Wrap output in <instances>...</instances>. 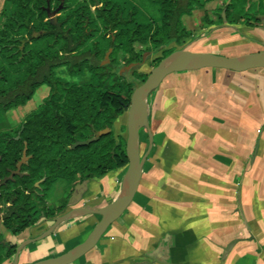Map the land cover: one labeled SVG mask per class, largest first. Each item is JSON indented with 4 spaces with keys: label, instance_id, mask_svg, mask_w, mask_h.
Here are the masks:
<instances>
[{
    "label": "crops",
    "instance_id": "crops-1",
    "mask_svg": "<svg viewBox=\"0 0 264 264\" xmlns=\"http://www.w3.org/2000/svg\"><path fill=\"white\" fill-rule=\"evenodd\" d=\"M245 29L248 42L264 44V28L234 27L233 39H245ZM218 38L194 45H214L218 49L209 51L220 53L229 46ZM148 103L153 144L138 191L97 245L71 264H264V68L174 72ZM145 132L142 155L150 144ZM125 172L84 180L79 201L65 211L107 205L118 196ZM100 219L98 214L69 218L27 245L19 264L66 252ZM51 224L44 221L17 235L0 224V232L18 245Z\"/></svg>",
    "mask_w": 264,
    "mask_h": 264
},
{
    "label": "trees",
    "instance_id": "trees-1",
    "mask_svg": "<svg viewBox=\"0 0 264 264\" xmlns=\"http://www.w3.org/2000/svg\"><path fill=\"white\" fill-rule=\"evenodd\" d=\"M6 0L0 25V120L10 109L25 105L42 85L50 87L44 101L13 129L0 131V206L4 226L17 235L54 216L68 205L74 187L84 180L126 168V138L114 124L126 112L134 84L123 66L140 62L145 52L173 42L185 47L193 32L183 16L204 8L208 0H148L158 16L147 15L134 0ZM62 5L55 21L50 10ZM94 7V10L92 9ZM247 0L226 4L229 23L247 15ZM264 15V13H263ZM223 22L222 14L219 15ZM261 22L259 14L253 17ZM250 24V19H248ZM112 48L110 64H102ZM65 68L73 78L58 74ZM144 81L148 73H134ZM105 128L107 134L99 135ZM96 137L86 145L78 141ZM26 151L27 161L13 178ZM57 186L67 191L59 206H49ZM0 264L16 245L1 242Z\"/></svg>",
    "mask_w": 264,
    "mask_h": 264
},
{
    "label": "water",
    "instance_id": "water-1",
    "mask_svg": "<svg viewBox=\"0 0 264 264\" xmlns=\"http://www.w3.org/2000/svg\"><path fill=\"white\" fill-rule=\"evenodd\" d=\"M61 8L62 5L51 11L50 7H48L49 15L53 21H55L56 14ZM222 16L223 20L226 21V8L223 9ZM261 22L264 28V17L261 18ZM111 52L112 48L106 53L102 64L110 61ZM202 68H222L238 72L253 68H264V49L235 56H226L218 52L192 51L185 46L175 49L161 59L148 73L147 78L134 88L130 103L125 105L127 111L126 154L128 164L123 178L122 188L118 196L103 207L75 206L68 211L62 212L54 218L52 224L42 234L27 239L17 245L11 264H19L20 253L27 245L49 236L61 223L73 217L98 214L101 216V219L82 242L60 255L44 258L30 264H71L97 245L109 226L123 215L138 191L144 163L153 144V136L149 123L148 100L150 94L171 73ZM144 129L148 131L150 144L148 151L142 155L141 134ZM110 131L111 129L105 128L99 132V135L107 134ZM95 139L96 137H92L87 140L78 141L75 145H86ZM27 159L26 151H24L23 158L18 163L17 170L11 173L10 178H13L21 171V166ZM83 187L84 182L76 185L69 198V205H75L79 201Z\"/></svg>",
    "mask_w": 264,
    "mask_h": 264
},
{
    "label": "rangeland",
    "instance_id": "rangeland-1",
    "mask_svg": "<svg viewBox=\"0 0 264 264\" xmlns=\"http://www.w3.org/2000/svg\"><path fill=\"white\" fill-rule=\"evenodd\" d=\"M5 1L6 0H0V25L2 24L4 19L2 13L5 9ZM134 1L147 15L152 17L158 16L157 7L148 0H134ZM229 1L230 0H208L204 8H197L196 10H194L192 14H188L183 17L184 25L193 32L192 36L185 40V46L187 48L191 49L192 51H205V52L211 49H218L217 46L214 47V45L198 46V45H194V43L198 42L199 40L201 42L204 41L206 43L207 41L211 40L214 37H216V39H218L217 41H219L218 37H220V38H224L223 40H225L224 42H226V46H229L228 48L226 47L223 48L221 47V45L217 44L218 46L221 47L219 48V50H221L219 52L226 56L240 55V54H244L248 50H256L258 48L259 50L264 49V44H260L256 40H254L255 44H253L248 42V40L251 39L246 40V38H249L248 36L250 35V32L248 31L249 29L248 30L245 29L246 32L245 34H247V35H243L245 39L241 38L240 35V37L238 36L237 40H235L233 39L232 36L234 34V27H238L240 25H242V27L251 26V27H257L258 29L263 28L262 22L257 21L253 17L254 15L257 14H259L260 19L264 17L262 16L264 13V0H247V7H246L247 15L244 16L243 20H240L239 22L236 23H229L227 20L226 21L223 20V22H221L219 15L222 14L223 9L226 7V4ZM69 4L75 5L76 1L69 0ZM92 9L94 10V7ZM58 14L60 13H57L56 15ZM248 19H250L251 25L248 24L249 23ZM225 25H230L232 27L224 28ZM251 37L253 36L251 35ZM261 40L264 41L263 38ZM239 41L242 42L240 43ZM248 43L249 46L247 45ZM220 44H222V42ZM168 48L179 49L182 48V46L177 44L176 42H173L164 49H168ZM162 53H163V49H160L158 51L145 52L140 62H135L129 65H125L123 62H120L123 64L120 72L126 80L132 82L134 84V87H136L139 84H141V80L136 78V75L134 73H140V72L149 73L152 70V68L155 66L157 58L160 57ZM110 63L111 60L106 64H110ZM57 71L58 74L64 76L65 79H69V80L74 79L76 81L79 80L81 81V79L78 77L76 78L71 77V75L67 73L65 68H59ZM49 91H50V87L48 85H42L36 90L32 99H30L25 105L18 106L6 112L5 120L4 121L0 120V131L16 128L23 121L26 114H28L33 109L37 108L39 104L43 102L45 97H47V95L49 94ZM114 130L116 136L121 134L125 138L127 137V111L124 112L116 120L114 124ZM145 131L146 130L144 129L141 134V136L144 137L143 139L144 141H146ZM65 199H67L66 189L62 186H57V188L53 192L51 199H49L48 201H51L50 202L51 206H59L62 203V201H64ZM47 204H49V202H47ZM5 208H6L5 205L2 204V209L4 210Z\"/></svg>",
    "mask_w": 264,
    "mask_h": 264
},
{
    "label": "flooded vegetation",
    "instance_id": "flooded-vegetation-1",
    "mask_svg": "<svg viewBox=\"0 0 264 264\" xmlns=\"http://www.w3.org/2000/svg\"><path fill=\"white\" fill-rule=\"evenodd\" d=\"M41 87V86H40ZM44 101V100H43ZM40 105V104H39ZM27 115V114H26ZM25 118V117H24ZM24 120V119H23ZM68 201H69V199H68ZM1 209H2V205L0 206V220H1V223L0 224H3L4 225V223H3V219H2V215H3V211H1ZM66 209V208H65ZM65 209L62 211V212H65ZM62 212H60L59 214H61ZM59 214H57L56 216H58ZM56 216H54L53 217V220H54V218L56 217ZM53 222V221H52ZM0 234H1V242L3 243V244H5L6 245V248L7 247H9L10 245H14L13 243H11V242H9V241H6L5 240V238H4V236L2 235V233L0 232ZM20 234V233H19ZM16 245V244H15ZM16 247H17V245H16ZM15 251H16V248H15ZM15 254V253H14ZM14 257V255L11 257V258H13ZM7 259H10V258H7ZM6 259V260H7ZM5 260V261H6ZM4 261V262H5ZM4 262L2 263V264H4Z\"/></svg>",
    "mask_w": 264,
    "mask_h": 264
}]
</instances>
